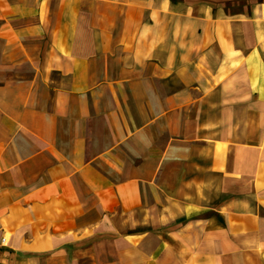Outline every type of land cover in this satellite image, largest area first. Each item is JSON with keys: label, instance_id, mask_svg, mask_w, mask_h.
<instances>
[{"label": "crops", "instance_id": "obj_1", "mask_svg": "<svg viewBox=\"0 0 264 264\" xmlns=\"http://www.w3.org/2000/svg\"><path fill=\"white\" fill-rule=\"evenodd\" d=\"M0 264H264V0H0Z\"/></svg>", "mask_w": 264, "mask_h": 264}, {"label": "built area", "instance_id": "obj_2", "mask_svg": "<svg viewBox=\"0 0 264 264\" xmlns=\"http://www.w3.org/2000/svg\"><path fill=\"white\" fill-rule=\"evenodd\" d=\"M7 242V238L5 234H0V246L5 245Z\"/></svg>", "mask_w": 264, "mask_h": 264}]
</instances>
